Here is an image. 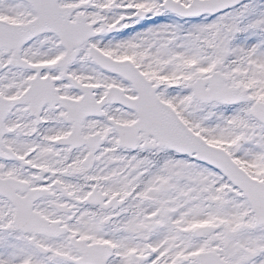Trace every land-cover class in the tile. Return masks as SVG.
<instances>
[{
  "label": "snow or ice",
  "instance_id": "1",
  "mask_svg": "<svg viewBox=\"0 0 264 264\" xmlns=\"http://www.w3.org/2000/svg\"><path fill=\"white\" fill-rule=\"evenodd\" d=\"M0 264H264V0H0Z\"/></svg>",
  "mask_w": 264,
  "mask_h": 264
}]
</instances>
